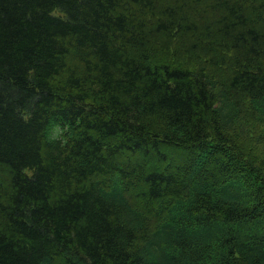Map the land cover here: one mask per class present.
<instances>
[{
  "label": "trees",
  "instance_id": "16d2710c",
  "mask_svg": "<svg viewBox=\"0 0 264 264\" xmlns=\"http://www.w3.org/2000/svg\"><path fill=\"white\" fill-rule=\"evenodd\" d=\"M0 264H264V0H0Z\"/></svg>",
  "mask_w": 264,
  "mask_h": 264
},
{
  "label": "rangeland",
  "instance_id": "374dc122",
  "mask_svg": "<svg viewBox=\"0 0 264 264\" xmlns=\"http://www.w3.org/2000/svg\"><path fill=\"white\" fill-rule=\"evenodd\" d=\"M259 131V130H258ZM256 133V132H255ZM255 133H253L251 136L253 137V135L255 134ZM251 137V138H252ZM254 142H256V139H253L252 141H251V143H254ZM254 148H257L258 147V145L257 146H253ZM256 150V149H255Z\"/></svg>",
  "mask_w": 264,
  "mask_h": 264
}]
</instances>
